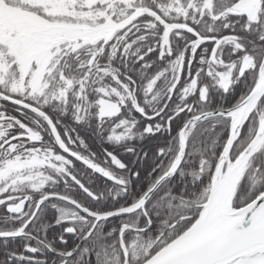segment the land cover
<instances>
[{
	"label": "snow or ice",
	"instance_id": "6c2138e0",
	"mask_svg": "<svg viewBox=\"0 0 264 264\" xmlns=\"http://www.w3.org/2000/svg\"><path fill=\"white\" fill-rule=\"evenodd\" d=\"M91 115L99 152L81 141ZM216 121L225 135L194 193L120 201L140 176L121 154L138 124L147 138L175 124L183 149ZM46 202L59 242L84 247L43 244L49 261L25 244L8 264H264V0H0V213L21 221L0 239L25 235Z\"/></svg>",
	"mask_w": 264,
	"mask_h": 264
},
{
	"label": "trees",
	"instance_id": "16d2710c",
	"mask_svg": "<svg viewBox=\"0 0 264 264\" xmlns=\"http://www.w3.org/2000/svg\"><path fill=\"white\" fill-rule=\"evenodd\" d=\"M116 66L117 62L114 61L113 67ZM137 72L141 78L146 75L144 72H139V69H137ZM146 82L145 80L144 83ZM161 91H163L162 88ZM142 95L143 94H141V96ZM225 103H227V101H225ZM211 106L219 110L217 94H213ZM59 118L62 122L61 127H63V122L70 120L71 115L66 114ZM100 123L101 122L96 119L95 115H91L82 125L78 126L86 130V135H81L82 143H85L86 147L90 146L92 151L96 152H99V148L107 135L106 131L100 128ZM220 123V121H216V135H213L211 131L200 132L199 135L194 134L186 139L182 163H180L176 171L164 180L150 195V203L155 204L166 197L179 200L182 196L192 194L197 190V186L199 185V181L196 179L198 175L197 167L201 159L205 156H208L210 159L213 151L218 152L220 150V139L225 135L224 131L219 127ZM205 127H207V125H205ZM141 130L142 124H138L136 129L137 134L134 135L132 139L122 142L135 149V152L129 155L125 154L123 149H121V154L125 155V159L129 161L132 169L140 172V176L136 182L129 185V192L119 198L121 202H125L128 205L134 202L139 196L143 195L156 179L167 170L168 166L174 160L179 146V129L175 124L172 127L171 135L164 133L154 138H147L139 134ZM88 138H91L94 143H90ZM104 146L107 145L105 144ZM161 148L164 149L163 158L158 155ZM139 151L143 153L140 157ZM58 187L62 186L50 185L42 190V194H47L49 191H56ZM55 203L59 204V202ZM57 215L58 210L56 208H51L50 203L46 202L42 207L40 216L37 218V222L29 226L25 235L0 239V264H8V258L13 252L23 253L26 256L32 255L31 253L24 252L25 244L37 247L39 249L37 255L49 261H51L54 253H50L43 247V244H51L58 249H73L79 240L74 239L71 235L64 234L68 236L67 245H63L59 242L58 237L60 234H63V226L54 223ZM121 222L122 218L115 217L112 219L111 224L105 225V230L109 227L118 228ZM20 223L21 221L13 220L0 213V230L11 231L17 228ZM114 239L115 236L109 238L110 241ZM79 247H84V243H81ZM58 259L59 258H57V261L52 262V264H58ZM11 264H29V261L17 258L12 260ZM36 264H39V261H37Z\"/></svg>",
	"mask_w": 264,
	"mask_h": 264
},
{
	"label": "water",
	"instance_id": "95a60500",
	"mask_svg": "<svg viewBox=\"0 0 264 264\" xmlns=\"http://www.w3.org/2000/svg\"><path fill=\"white\" fill-rule=\"evenodd\" d=\"M178 133H179V131H178ZM183 152H184V148L183 149H181V147H180V144H179V146H178V151H177V154H176V156H181V157H183ZM176 156H175V158H176ZM175 158H174V160L172 161V163L175 161ZM77 163H79V162H77ZM171 163V164H172ZM171 164L168 166V168H170L171 167ZM179 166V165H178ZM167 168V169H168ZM178 168V167H177ZM176 168V169H177ZM167 171V170H166ZM176 171V170H175ZM174 171V172H175ZM174 172H172L168 177H170ZM163 182V181H162ZM162 182H160L159 184H157L156 183V181L152 184V186L145 192V193H149V197H150V195L157 189V187L162 183ZM144 193V194H145ZM143 194V195H144ZM113 218H115V217H113ZM81 241L79 240V242L77 243V245H81ZM76 245V246H77ZM76 246L72 249L73 250V252H75L77 249H76Z\"/></svg>",
	"mask_w": 264,
	"mask_h": 264
},
{
	"label": "bare ground",
	"instance_id": "6f19581e",
	"mask_svg": "<svg viewBox=\"0 0 264 264\" xmlns=\"http://www.w3.org/2000/svg\"><path fill=\"white\" fill-rule=\"evenodd\" d=\"M143 153L141 151H139V157L142 155ZM129 155V154H128Z\"/></svg>",
	"mask_w": 264,
	"mask_h": 264
},
{
	"label": "flooded vegetation",
	"instance_id": "af4514ba",
	"mask_svg": "<svg viewBox=\"0 0 264 264\" xmlns=\"http://www.w3.org/2000/svg\"><path fill=\"white\" fill-rule=\"evenodd\" d=\"M79 242V241H78Z\"/></svg>",
	"mask_w": 264,
	"mask_h": 264
}]
</instances>
